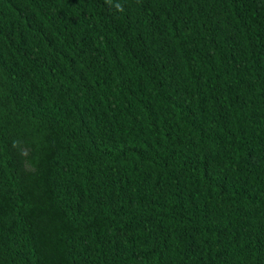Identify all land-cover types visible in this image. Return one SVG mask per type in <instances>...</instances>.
Instances as JSON below:
<instances>
[{
	"label": "trees",
	"instance_id": "trees-1",
	"mask_svg": "<svg viewBox=\"0 0 264 264\" xmlns=\"http://www.w3.org/2000/svg\"><path fill=\"white\" fill-rule=\"evenodd\" d=\"M0 264H264V0H0Z\"/></svg>",
	"mask_w": 264,
	"mask_h": 264
}]
</instances>
